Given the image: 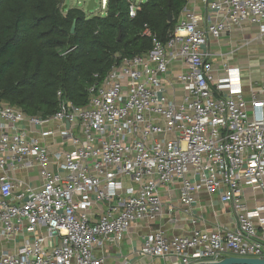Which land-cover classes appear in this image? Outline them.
I'll use <instances>...</instances> for the list:
<instances>
[{
  "label": "built area",
  "instance_id": "obj_1",
  "mask_svg": "<svg viewBox=\"0 0 264 264\" xmlns=\"http://www.w3.org/2000/svg\"><path fill=\"white\" fill-rule=\"evenodd\" d=\"M140 3L127 0L130 18ZM144 27L151 48L116 54L84 105L58 91L40 116L0 101V264H106L141 221L195 223L200 192L230 205L233 223L150 230L136 251L147 264L264 258V201L245 204L246 187L264 198V71L246 78L233 62L264 41V0H185L165 41Z\"/></svg>",
  "mask_w": 264,
  "mask_h": 264
},
{
  "label": "trees",
  "instance_id": "obj_2",
  "mask_svg": "<svg viewBox=\"0 0 264 264\" xmlns=\"http://www.w3.org/2000/svg\"><path fill=\"white\" fill-rule=\"evenodd\" d=\"M62 3L0 0V101L26 114L54 113L58 91L84 105L93 75L103 77L116 54L149 50L151 37L142 34L144 25L165 41L185 0H146L133 18L127 0H107L104 15L90 17L78 7L62 10Z\"/></svg>",
  "mask_w": 264,
  "mask_h": 264
},
{
  "label": "crops",
  "instance_id": "obj_3",
  "mask_svg": "<svg viewBox=\"0 0 264 264\" xmlns=\"http://www.w3.org/2000/svg\"><path fill=\"white\" fill-rule=\"evenodd\" d=\"M248 34L249 33H244V36L247 37ZM235 38L237 39L238 37H231L232 43L237 42ZM228 42L222 39L220 48H215L214 44H212L210 49L212 51L217 49L225 50L230 45ZM260 44H258L260 46L252 44L250 47L240 49L238 52L239 56L233 59V62L238 63L244 70L246 69L245 71H248V77L246 78L256 79L261 76L264 71L262 63L258 65L259 63L256 61V65H252L251 62V59L255 58L258 52L264 49V41ZM248 80L249 79L244 81V84L248 85ZM57 140L58 137L54 136L48 138L47 142L50 147H59L57 145ZM263 201V192L252 190L248 187L245 188V204L247 208L252 209ZM193 216L197 219L195 223H192L188 216L181 213L178 214L177 220L171 223L170 215L164 213L153 221H141L133 225L129 228L118 247H114L113 244L108 245L107 251H109L110 257H108L106 264H147V258L141 257L136 251L140 247L142 237L148 231L158 227L162 228L165 235L169 236L173 234H187L193 228L212 229L216 225L230 226L234 218L230 205L222 203L216 194H208L205 192L196 194L193 204ZM161 263L163 264V260L156 259L154 261V264Z\"/></svg>",
  "mask_w": 264,
  "mask_h": 264
},
{
  "label": "rangeland",
  "instance_id": "obj_4",
  "mask_svg": "<svg viewBox=\"0 0 264 264\" xmlns=\"http://www.w3.org/2000/svg\"><path fill=\"white\" fill-rule=\"evenodd\" d=\"M89 0H63L62 5L66 4V6L69 7H78L80 9H83L86 13L87 16H92V15H104V11L100 9V5H99V0H95L96 5L93 7L92 10H86V6ZM146 0H135V2H145ZM63 10V9H62ZM261 45V44H260ZM258 45V46H260ZM264 48V46H263ZM259 63L258 65H260L261 63L264 64V49L258 52V55L251 59L252 65H256V62ZM251 65V66H252ZM264 69V67H262ZM243 69V68H242ZM262 69V70H263ZM246 70V69H245ZM243 69L242 75L243 76H248L247 72ZM246 81V80H245Z\"/></svg>",
  "mask_w": 264,
  "mask_h": 264
},
{
  "label": "water",
  "instance_id": "obj_5",
  "mask_svg": "<svg viewBox=\"0 0 264 264\" xmlns=\"http://www.w3.org/2000/svg\"><path fill=\"white\" fill-rule=\"evenodd\" d=\"M96 5L95 0H89L86 6V10H92ZM66 7V4L63 5L62 9ZM168 19L170 15L168 13ZM74 23L71 26L70 32L74 30ZM120 38V32H118L117 39ZM206 264H264V258H254V257H236V256H227L219 261L208 262Z\"/></svg>",
  "mask_w": 264,
  "mask_h": 264
}]
</instances>
